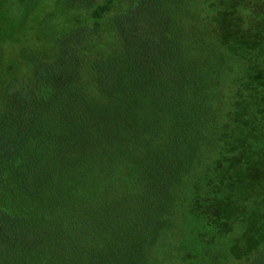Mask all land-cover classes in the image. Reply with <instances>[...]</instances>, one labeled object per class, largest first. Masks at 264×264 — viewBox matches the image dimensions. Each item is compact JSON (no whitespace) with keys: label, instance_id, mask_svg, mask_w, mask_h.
<instances>
[{"label":"trees","instance_id":"16d2710c","mask_svg":"<svg viewBox=\"0 0 264 264\" xmlns=\"http://www.w3.org/2000/svg\"><path fill=\"white\" fill-rule=\"evenodd\" d=\"M53 3L0 87V264L212 260L264 214V0Z\"/></svg>","mask_w":264,"mask_h":264},{"label":"rangeland","instance_id":"374dc122","mask_svg":"<svg viewBox=\"0 0 264 264\" xmlns=\"http://www.w3.org/2000/svg\"><path fill=\"white\" fill-rule=\"evenodd\" d=\"M53 1L44 3L27 16L20 14L18 18L3 10L0 20V87L8 71L24 72L22 59L25 53L49 49L58 30L67 22L60 19L59 8ZM258 217L252 219L246 229L231 232L214 249L212 260L200 264H249L259 253L264 255V214Z\"/></svg>","mask_w":264,"mask_h":264}]
</instances>
